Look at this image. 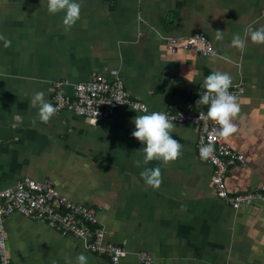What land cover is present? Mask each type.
<instances>
[{"label":"crops","instance_id":"0c3cea01","mask_svg":"<svg viewBox=\"0 0 264 264\" xmlns=\"http://www.w3.org/2000/svg\"><path fill=\"white\" fill-rule=\"evenodd\" d=\"M80 18L70 29L63 13L51 15L47 0H0V189L31 177L53 181L70 200L91 205L106 229V240L124 246L122 264H264V203L234 210L216 195L213 167L197 154V134L176 123L172 136L181 155L160 167L159 188L140 176L142 143L131 136L132 118L142 111L121 106L96 125L63 110L47 122L31 107L36 92L53 104V84L75 83L95 75L120 77L129 93L150 109L196 108L204 78L229 73L239 85L237 132L224 138L244 162H232V191L264 192V44L245 29L264 25V0H77ZM224 31L215 39V31ZM204 32L215 53L170 52L165 37ZM246 40L231 46L234 35ZM190 82H189V81ZM6 250L13 264H65L79 254L87 264H110L66 236L20 213L9 215Z\"/></svg>","mask_w":264,"mask_h":264},{"label":"built area","instance_id":"2783aa9c","mask_svg":"<svg viewBox=\"0 0 264 264\" xmlns=\"http://www.w3.org/2000/svg\"><path fill=\"white\" fill-rule=\"evenodd\" d=\"M165 40L167 49L172 53L180 50L194 51L201 56L215 53L211 39L204 32L188 36H168ZM66 85V81L54 82L53 105L58 111L67 110L79 114L93 125L101 119L112 118L123 105L134 106L137 111H142L146 106L149 112H164L169 118L176 117L173 122L191 125L197 134L198 157L213 167L211 180L217 197L236 211L252 201L264 203L263 191L229 189L230 165L232 162H244L245 155L215 134V129L219 126L206 118L207 106L199 105L178 111L153 110L129 93L122 78L110 80L100 74L89 81L75 83L71 95L66 92ZM229 92L236 97L239 95V85L234 84L233 80ZM209 143L213 145L214 151L209 158L203 159L200 149ZM13 213L44 222L63 235L81 239L87 251L107 257L110 264H122V260L128 255L124 246L106 240V229L101 224L95 207L70 200L57 190L50 179L39 181L24 177L14 186L0 189V264H13L6 250L5 226L7 217ZM138 258L143 264L153 263L152 256L146 251H140Z\"/></svg>","mask_w":264,"mask_h":264},{"label":"clouds","instance_id":"9594fccd","mask_svg":"<svg viewBox=\"0 0 264 264\" xmlns=\"http://www.w3.org/2000/svg\"><path fill=\"white\" fill-rule=\"evenodd\" d=\"M47 11L51 15L63 13L62 23L66 29H70L80 18L81 4L77 0H47ZM245 31L253 43L264 44V25L255 29L249 25ZM223 34L224 31L216 30L215 39L222 40ZM0 41H3L4 47H9L11 44V41L2 34ZM231 46L243 50L246 40L239 34L234 35ZM231 85L232 76L229 73L214 71L204 78L202 87L205 91L199 93V99L196 101V105L207 106L206 118L219 126L215 129V134L221 138H228L237 132L232 120L240 112V105L237 97L229 92ZM30 103L31 107L37 108V117L44 123H47L58 111L57 107L45 99L44 92H36ZM130 107L137 112L134 106ZM142 111L144 114H137L132 118L135 127L131 136L143 145V159L134 161V165L143 169L140 176L147 186L159 188L162 183L160 167L145 166L153 160L164 163L175 161L181 155L183 146L172 136L176 127L173 121L176 117L169 118L166 113L160 111L149 112L146 106ZM213 151L214 147L209 143L201 147L200 156L207 159ZM65 264H73V261L66 259ZM75 264H87V257L82 253L79 254L75 258Z\"/></svg>","mask_w":264,"mask_h":264}]
</instances>
